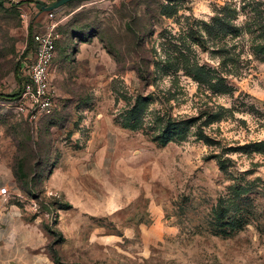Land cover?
I'll return each instance as SVG.
<instances>
[{"label": "rangeland", "instance_id": "obj_1", "mask_svg": "<svg viewBox=\"0 0 264 264\" xmlns=\"http://www.w3.org/2000/svg\"><path fill=\"white\" fill-rule=\"evenodd\" d=\"M33 1H0L7 97L23 90L33 36L49 22L42 7L56 0ZM55 10L53 110L2 99L0 188L49 211L56 263L264 264V0ZM60 166L70 182L90 171V237L69 245L72 262L56 248L70 203L48 192Z\"/></svg>", "mask_w": 264, "mask_h": 264}, {"label": "crops", "instance_id": "obj_2", "mask_svg": "<svg viewBox=\"0 0 264 264\" xmlns=\"http://www.w3.org/2000/svg\"><path fill=\"white\" fill-rule=\"evenodd\" d=\"M51 3L48 1L47 5ZM88 174L90 171L83 169L78 173L79 180L70 182L69 176L63 174L60 166L54 170L50 179L52 186L48 192L61 194L71 206L68 209H58L56 225L63 240L61 245L55 247L62 254L65 252L70 255L66 257L67 261L72 259L71 255L75 250L69 245L86 243L85 239L90 237L87 211L91 191L83 184V178ZM54 181L56 183L53 184ZM49 214V211L36 210L33 204H17L12 199L0 202V264H57L51 252L52 236L44 227Z\"/></svg>", "mask_w": 264, "mask_h": 264}, {"label": "built area", "instance_id": "obj_3", "mask_svg": "<svg viewBox=\"0 0 264 264\" xmlns=\"http://www.w3.org/2000/svg\"><path fill=\"white\" fill-rule=\"evenodd\" d=\"M17 6L23 0H0ZM49 22L43 31L35 33L33 59L26 64V81L23 90L15 103L23 104L32 109L45 111L53 110L55 88L51 79V66L56 56V40L58 23L55 22L56 10L47 11ZM0 104H5L0 99ZM10 198V189L7 186L0 188V202H7ZM10 264V263H7Z\"/></svg>", "mask_w": 264, "mask_h": 264}, {"label": "trees", "instance_id": "obj_4", "mask_svg": "<svg viewBox=\"0 0 264 264\" xmlns=\"http://www.w3.org/2000/svg\"><path fill=\"white\" fill-rule=\"evenodd\" d=\"M31 44H32V39H31ZM22 67V65L21 64H19L18 65V68H17V71L20 69ZM24 80V79H23ZM22 80V81H23ZM24 82V81H23ZM21 92H22V90L21 91H19V92H17V93H15L12 97H7V96H4V95H2V94H0V98L1 99H4V98H13V97H18L20 94H21ZM70 206V205H69ZM61 240H63V236H62V239ZM54 259H55V261L58 263V259H60V257H59V255H57V253H55L54 254Z\"/></svg>", "mask_w": 264, "mask_h": 264}, {"label": "water", "instance_id": "obj_5", "mask_svg": "<svg viewBox=\"0 0 264 264\" xmlns=\"http://www.w3.org/2000/svg\"><path fill=\"white\" fill-rule=\"evenodd\" d=\"M67 1H69V0H57L54 4L46 5L43 8L46 11L55 10L58 7H60L61 5H63L64 3H66Z\"/></svg>", "mask_w": 264, "mask_h": 264}]
</instances>
